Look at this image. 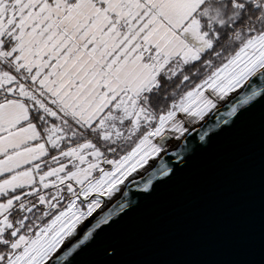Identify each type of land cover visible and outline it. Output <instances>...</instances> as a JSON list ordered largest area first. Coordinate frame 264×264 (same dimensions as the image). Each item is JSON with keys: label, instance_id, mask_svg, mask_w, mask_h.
<instances>
[{"label": "snow or ice", "instance_id": "1", "mask_svg": "<svg viewBox=\"0 0 264 264\" xmlns=\"http://www.w3.org/2000/svg\"><path fill=\"white\" fill-rule=\"evenodd\" d=\"M257 111L264 0H0V264H79Z\"/></svg>", "mask_w": 264, "mask_h": 264}, {"label": "water", "instance_id": "2", "mask_svg": "<svg viewBox=\"0 0 264 264\" xmlns=\"http://www.w3.org/2000/svg\"><path fill=\"white\" fill-rule=\"evenodd\" d=\"M110 246L118 250L112 264H259L264 115H249L198 152L182 175L104 233L79 264H106Z\"/></svg>", "mask_w": 264, "mask_h": 264}]
</instances>
